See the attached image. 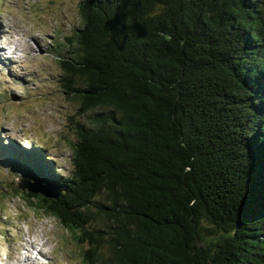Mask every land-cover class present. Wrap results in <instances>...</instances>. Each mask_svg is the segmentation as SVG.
Listing matches in <instances>:
<instances>
[{
	"label": "trees",
	"instance_id": "1",
	"mask_svg": "<svg viewBox=\"0 0 264 264\" xmlns=\"http://www.w3.org/2000/svg\"><path fill=\"white\" fill-rule=\"evenodd\" d=\"M79 11L49 50L83 117L72 168L36 143L22 177L59 195L20 196L74 232L86 264H264V0Z\"/></svg>",
	"mask_w": 264,
	"mask_h": 264
},
{
	"label": "rangeland",
	"instance_id": "2",
	"mask_svg": "<svg viewBox=\"0 0 264 264\" xmlns=\"http://www.w3.org/2000/svg\"><path fill=\"white\" fill-rule=\"evenodd\" d=\"M79 2L0 0V264H86L74 232L35 206L36 197L15 195V188L27 192L18 188L25 178L19 167L31 168L36 143L59 173L72 168V120L83 117L49 50L74 34Z\"/></svg>",
	"mask_w": 264,
	"mask_h": 264
},
{
	"label": "water",
	"instance_id": "3",
	"mask_svg": "<svg viewBox=\"0 0 264 264\" xmlns=\"http://www.w3.org/2000/svg\"><path fill=\"white\" fill-rule=\"evenodd\" d=\"M18 188L21 190H27V192H30L32 194H40L47 198H58L59 191L51 184L42 183L39 180L30 179L25 177L22 178V181L18 183ZM16 191V190H15ZM23 192V191H22ZM17 191L15 192V194ZM22 193L18 191V195H21Z\"/></svg>",
	"mask_w": 264,
	"mask_h": 264
},
{
	"label": "bare ground",
	"instance_id": "4",
	"mask_svg": "<svg viewBox=\"0 0 264 264\" xmlns=\"http://www.w3.org/2000/svg\"><path fill=\"white\" fill-rule=\"evenodd\" d=\"M14 43H15V42H14ZM21 43H22V42H21ZM0 50H3V48H1ZM28 258H29V256H28ZM24 260H27V257H25Z\"/></svg>",
	"mask_w": 264,
	"mask_h": 264
}]
</instances>
